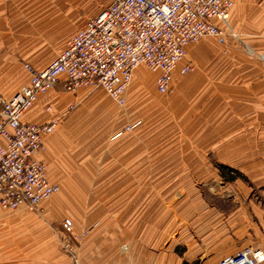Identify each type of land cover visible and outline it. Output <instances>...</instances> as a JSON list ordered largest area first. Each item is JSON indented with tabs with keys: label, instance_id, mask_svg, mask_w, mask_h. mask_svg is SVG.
Returning a JSON list of instances; mask_svg holds the SVG:
<instances>
[{
	"label": "rangeland",
	"instance_id": "1",
	"mask_svg": "<svg viewBox=\"0 0 264 264\" xmlns=\"http://www.w3.org/2000/svg\"><path fill=\"white\" fill-rule=\"evenodd\" d=\"M106 1L87 0L80 13L92 16ZM236 18L234 26L229 19L224 43L209 36L191 44L214 47L204 68L188 53L191 73H200L174 83L167 95H158L149 77L144 83L137 78L125 108L105 101L106 108L71 106L69 116L93 117L79 134L87 151L79 152L76 140L71 144L74 165L54 198L58 214L47 215L44 204L40 210L3 208L9 218L0 235L12 239L0 242V264H74L62 248L66 237L74 238L63 228L64 217L75 222L83 264L142 262L159 249L166 252L165 264H172L168 251L185 230L200 240L197 232L208 225L222 232L247 221L258 226L264 218V112H252L248 69L264 71V54L249 44L243 17ZM126 123V135L117 138ZM219 164L244 177L230 179ZM242 165L251 167L249 175Z\"/></svg>",
	"mask_w": 264,
	"mask_h": 264
},
{
	"label": "built area",
	"instance_id": "2",
	"mask_svg": "<svg viewBox=\"0 0 264 264\" xmlns=\"http://www.w3.org/2000/svg\"><path fill=\"white\" fill-rule=\"evenodd\" d=\"M234 6L233 0H112L79 29L50 66L39 70L26 64L30 83L10 99L0 93V206L40 210L60 191L59 183L48 178L46 162L36 157L46 150L43 134L52 133L58 120L37 125L24 122L23 116L61 76L66 77V91L102 88L124 107L134 72L145 65L158 72L156 87L167 95L174 72L186 74L194 68L187 58L192 43L209 36L226 41ZM62 221L66 234L74 236L66 237L62 248L74 264H83L74 240L75 222ZM262 263L264 250L247 245L215 264Z\"/></svg>",
	"mask_w": 264,
	"mask_h": 264
},
{
	"label": "crops",
	"instance_id": "3",
	"mask_svg": "<svg viewBox=\"0 0 264 264\" xmlns=\"http://www.w3.org/2000/svg\"><path fill=\"white\" fill-rule=\"evenodd\" d=\"M111 1L107 0L106 4L101 5L92 16L85 18L86 14H81L80 11L86 8L87 0H0V93H2L3 97L10 99L25 85L30 83V73L26 68V64H31L39 70L50 66L61 53L66 51L69 41L78 34L79 29L84 27L88 21L106 8ZM233 1L235 2V6L231 11V25L234 26L233 21L234 19L235 21L237 20L236 17H243L244 27L247 34L250 35L248 36L249 44L252 48L259 49L264 54V0ZM213 47V44L203 41V43L195 46L190 45L188 53L190 58L197 61L199 68H204V57L210 53ZM190 58L188 60H191ZM248 71L249 78H251L253 83V87L250 84L251 89L248 93L249 96L255 97L252 112H264V71H260L257 74L256 68L252 67V65H250ZM196 73L189 72L183 74L179 70H176L171 86L188 76H192V78L198 77V73L200 72L196 71ZM158 76V72L150 71L145 65L139 66L135 70L133 81L128 87L124 107L120 106L102 88L89 90L82 87L76 92L66 91L63 86L66 77L61 76V80L46 94L40 95L38 100L33 104V107L25 112L23 121L28 123L45 125L54 121L53 119L58 120V124L52 133L43 134L46 150L37 153L36 157L46 162L48 165V178L53 183H59L60 191L67 178L65 176L69 173V165H74L72 164V160H70L73 157L71 144L76 140L77 145L75 148H79V152L87 151L85 149L87 147L85 138H80L79 134H83L86 129H81L82 125L89 124L93 120L91 116H69L71 106L73 104L82 106L79 109L80 111L87 104L100 105L106 108L104 104H101L105 101V104H109L110 107L125 108L130 104L133 95L132 85L137 78L138 83L139 81L144 83L147 77L154 80L156 93L163 95L159 93L156 87ZM240 76L243 75L240 74ZM258 81L261 82L258 83ZM49 108L51 109L49 110ZM82 112L79 114L82 115ZM255 120L256 125L253 128L254 130L260 127L259 116ZM224 123V125H221H226L223 128L226 130L228 119H225ZM130 125V123H126L123 128L116 131V137L125 136L127 132H123V129ZM243 166L245 165H242L240 170L245 171L249 175L251 171H247L251 167L245 166L243 168ZM258 167L259 164L256 163L254 165L256 171ZM224 177L226 178V176ZM55 197L43 202L47 215L58 214V210H60L59 200L57 198L55 200ZM4 214L5 211L0 206V226L3 227L7 225L6 223L9 218L6 214L4 216ZM65 218L67 217L63 219ZM243 224L241 228L234 227L232 229L234 231L230 232H222L217 230L216 226L208 225V230L204 231V228H202L200 232H197L200 240H192L188 231H183L179 235L178 241L173 242L172 247L168 251L170 259L173 261L172 264H184L185 262L215 264L221 258L235 253L247 245H256L264 250V218L256 224L258 226H252L249 221ZM180 231H182L181 227ZM0 237V242L12 239L11 235L9 236L4 233ZM181 244L182 247H179ZM125 247L121 246L123 250L128 251L129 247ZM149 251L148 256L142 262L136 259L130 262L117 261V264L166 263L162 255L166 253L165 251L160 249L158 252Z\"/></svg>",
	"mask_w": 264,
	"mask_h": 264
},
{
	"label": "trees",
	"instance_id": "4",
	"mask_svg": "<svg viewBox=\"0 0 264 264\" xmlns=\"http://www.w3.org/2000/svg\"><path fill=\"white\" fill-rule=\"evenodd\" d=\"M219 166V168H221L222 170H227V172H229L230 174H232V177L230 178V179H235V178H239V177H244V175L241 173V172H239L238 170H236V169H233V168H231V167H227V166H225V165H222V164H219L218 165ZM184 264H198L197 262H194V263H190V262H185Z\"/></svg>",
	"mask_w": 264,
	"mask_h": 264
}]
</instances>
